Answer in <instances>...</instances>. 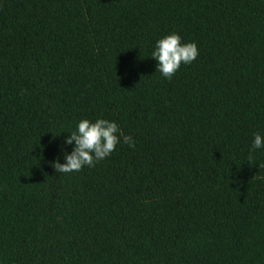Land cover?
I'll list each match as a JSON object with an SVG mask.
<instances>
[{"label": "trees", "instance_id": "obj_1", "mask_svg": "<svg viewBox=\"0 0 264 264\" xmlns=\"http://www.w3.org/2000/svg\"><path fill=\"white\" fill-rule=\"evenodd\" d=\"M174 32L199 56L168 80ZM98 118L135 147L56 173ZM256 132L264 0H0V264H264Z\"/></svg>", "mask_w": 264, "mask_h": 264}, {"label": "clouds", "instance_id": "obj_2", "mask_svg": "<svg viewBox=\"0 0 264 264\" xmlns=\"http://www.w3.org/2000/svg\"><path fill=\"white\" fill-rule=\"evenodd\" d=\"M199 56L196 42L184 43L179 33H171L155 43L150 57L157 62V72L168 80L178 72L181 65H190ZM123 141L129 147H135L131 136L124 135L117 122L98 118L80 120L63 143L71 146L62 149L63 163L60 158L50 162L58 174H71L81 171L84 167H95L100 161L110 157L117 145ZM264 149V134L256 132L251 142V151ZM251 161V155L249 156Z\"/></svg>", "mask_w": 264, "mask_h": 264}]
</instances>
